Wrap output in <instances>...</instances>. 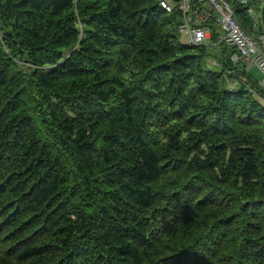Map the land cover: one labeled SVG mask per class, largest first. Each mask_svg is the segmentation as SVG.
Here are the masks:
<instances>
[{"label":"trees","instance_id":"trees-1","mask_svg":"<svg viewBox=\"0 0 264 264\" xmlns=\"http://www.w3.org/2000/svg\"><path fill=\"white\" fill-rule=\"evenodd\" d=\"M180 37L156 0H0V264H264V84Z\"/></svg>","mask_w":264,"mask_h":264},{"label":"built area","instance_id":"built-area-1","mask_svg":"<svg viewBox=\"0 0 264 264\" xmlns=\"http://www.w3.org/2000/svg\"><path fill=\"white\" fill-rule=\"evenodd\" d=\"M156 1L168 14L178 17L179 31L185 36L186 44L202 47L223 45L233 49L229 55L233 67H229L228 75L237 74L240 65L247 70L257 66L264 73V27L257 37L249 35L236 19L231 0ZM239 1L248 4L249 0ZM248 12L253 16V27H257L261 14L252 6Z\"/></svg>","mask_w":264,"mask_h":264},{"label":"rangeland","instance_id":"rangeland-1","mask_svg":"<svg viewBox=\"0 0 264 264\" xmlns=\"http://www.w3.org/2000/svg\"><path fill=\"white\" fill-rule=\"evenodd\" d=\"M180 42L184 43L186 42L185 36L181 35L180 37ZM207 53L208 56L206 57V62H207V67L214 70V71H221L224 70V75L225 79L227 82V85L230 87L237 88L239 85L238 80L235 78V76H230L227 74V71L229 69L228 64L226 63V57L224 56L226 53V46H219V47H214L211 45H207ZM229 55L231 54V48H229ZM229 62H230V57H229ZM231 63V62H230ZM239 68L244 69V71L252 78V80L260 84L264 80V73L258 68L257 66H253L249 70L244 68V66L240 65ZM264 88V85H262Z\"/></svg>","mask_w":264,"mask_h":264},{"label":"clouds","instance_id":"clouds-1","mask_svg":"<svg viewBox=\"0 0 264 264\" xmlns=\"http://www.w3.org/2000/svg\"><path fill=\"white\" fill-rule=\"evenodd\" d=\"M191 46V45H190Z\"/></svg>","mask_w":264,"mask_h":264}]
</instances>
